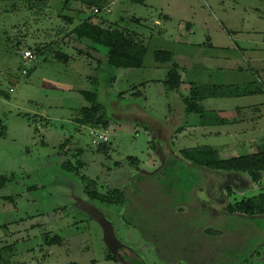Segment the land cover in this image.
<instances>
[{
    "label": "rangeland",
    "instance_id": "1",
    "mask_svg": "<svg viewBox=\"0 0 264 264\" xmlns=\"http://www.w3.org/2000/svg\"><path fill=\"white\" fill-rule=\"evenodd\" d=\"M40 2L0 0V174L9 178L0 188V264H264V216L221 212L261 186L180 154L197 144H228V157L263 150L264 115L244 107L264 103V94L208 97L204 118L188 114L180 92L164 84L169 66L154 55L173 53L186 95L191 82L245 85L249 76L232 70L229 36L264 30V0H111L100 12L81 0ZM89 16L136 32L147 47L144 65L113 66L107 47L77 37L73 29ZM26 49L35 59L23 58ZM83 90L98 93L106 109L107 153L92 142L102 128L76 120L89 105ZM233 107L241 117L226 125ZM78 160V171L64 168ZM82 175L101 192L123 189L127 203L90 200ZM102 218L123 245L117 261L108 257ZM207 228L222 234L207 236ZM55 236L61 243L48 244Z\"/></svg>",
    "mask_w": 264,
    "mask_h": 264
},
{
    "label": "trees",
    "instance_id": "2",
    "mask_svg": "<svg viewBox=\"0 0 264 264\" xmlns=\"http://www.w3.org/2000/svg\"><path fill=\"white\" fill-rule=\"evenodd\" d=\"M32 1L35 3L38 2V0ZM45 1L41 0V6ZM81 1L88 8L96 9L99 12L111 2V0ZM98 11L94 13L97 14ZM72 32L77 37L87 38L95 44L107 47V61L113 66L130 68L142 67L144 65V59L147 54L146 45L138 39L136 32L121 27L119 23H110L105 20L95 22L93 16H89L80 22ZM42 50L41 48L40 52ZM64 55L61 51H57L56 57L62 59ZM154 55L159 65L169 66L164 84L168 91L180 92L188 114L195 113L204 118L207 114L202 101L208 97L246 96L264 93V87L254 83L236 86H217L208 84L198 85L195 82H191L189 95H186L181 92L182 85L185 82L181 73L182 68L175 61L173 53L167 50H157ZM81 93L89 102V105L80 109L79 116L76 118L77 122L91 126L92 128L108 129L109 120L106 118V109L100 102L98 93L85 90L81 91ZM0 133L2 136H5V128ZM66 144L64 142L60 147L62 148ZM98 147L99 150L107 153L109 141L100 143ZM81 154V150L76 153L77 156ZM180 154L198 167H204L215 172L246 174L250 182L261 186V192L255 196L245 197L239 201L228 202L223 206L221 212L238 216H264V149L246 155L222 157L220 156L218 148L215 146L211 144H197L181 149ZM128 160L136 168H139L141 162L138 158L130 156ZM83 166V162L78 160L75 165L65 163L64 168L70 171H78ZM8 181V177L0 174V188L5 186ZM81 182L84 193L90 200L117 205L126 204L128 201L124 190L121 188H113L108 192H101L97 180L86 175L81 176ZM234 183V181L229 180V183L226 185L225 195L227 197H230L234 192ZM204 234L212 237L222 234V231L207 228L204 229ZM54 241L61 243L60 238L57 236L47 241V243L50 244ZM108 257L117 261L119 253H109Z\"/></svg>",
    "mask_w": 264,
    "mask_h": 264
},
{
    "label": "crops",
    "instance_id": "3",
    "mask_svg": "<svg viewBox=\"0 0 264 264\" xmlns=\"http://www.w3.org/2000/svg\"><path fill=\"white\" fill-rule=\"evenodd\" d=\"M188 28H191L190 23L188 25ZM256 29L263 33L262 38H258L255 36L254 30L256 31ZM256 29L248 30V32L244 31V32H241V34L238 33L240 37H238L237 39L235 37L233 38L229 36L230 39L235 41L236 43V46L234 47L236 52H234L235 59L233 60L234 62H233L232 70L240 73L242 76L247 75V78L249 76V79H247L248 81H244L245 82L244 84L254 83L257 85L258 84L262 85L264 87V30L260 28L259 29L256 28ZM239 42H241L243 45H241ZM226 47L228 48V46ZM234 84H239V83L236 82ZM240 84H243V83H240ZM183 88H185L184 84L182 85V89ZM261 94H264V93H261ZM262 104L264 103H260V102L252 103L244 108H246L245 111L254 110L257 112H261L260 114L264 115V111L262 110L264 108V105ZM240 108L241 107H236V108L233 107L228 112V115H226L227 117L223 116L224 118L229 120L228 121L229 123H225L226 125L233 123L232 121H237V117H241ZM221 113L223 114V111H221ZM247 116L248 115L246 114V115H243L242 117L246 118ZM223 146H224V149H227V152L229 153L231 149L230 145L224 144ZM215 147L218 148L217 146ZM220 149L218 148L221 156L228 157L226 153H223L224 149L222 148Z\"/></svg>",
    "mask_w": 264,
    "mask_h": 264
},
{
    "label": "built area",
    "instance_id": "4",
    "mask_svg": "<svg viewBox=\"0 0 264 264\" xmlns=\"http://www.w3.org/2000/svg\"><path fill=\"white\" fill-rule=\"evenodd\" d=\"M23 58L26 60H33L35 59V55L32 50L26 49L23 52ZM26 72V70H24ZM13 90V89H11ZM93 134V143L96 145H99L102 142H108L109 141V135H108V130L102 128L101 131H92Z\"/></svg>",
    "mask_w": 264,
    "mask_h": 264
},
{
    "label": "water",
    "instance_id": "5",
    "mask_svg": "<svg viewBox=\"0 0 264 264\" xmlns=\"http://www.w3.org/2000/svg\"><path fill=\"white\" fill-rule=\"evenodd\" d=\"M102 221L106 223V242L110 248V251L117 254L121 247H123L122 243L115 235L113 228L110 224L107 223L106 218H102Z\"/></svg>",
    "mask_w": 264,
    "mask_h": 264
}]
</instances>
